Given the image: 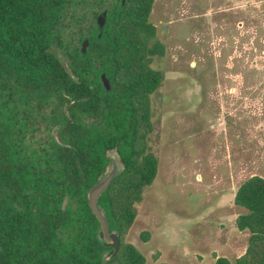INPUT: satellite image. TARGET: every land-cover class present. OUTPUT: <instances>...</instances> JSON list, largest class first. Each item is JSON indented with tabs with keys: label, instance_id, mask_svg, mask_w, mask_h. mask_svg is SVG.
Returning a JSON list of instances; mask_svg holds the SVG:
<instances>
[{
	"label": "trees",
	"instance_id": "obj_1",
	"mask_svg": "<svg viewBox=\"0 0 264 264\" xmlns=\"http://www.w3.org/2000/svg\"><path fill=\"white\" fill-rule=\"evenodd\" d=\"M153 4L93 0L85 12L87 2L76 0H0V264H102L112 249L96 237L87 192L112 148L124 169L98 199L120 239L106 264H146L124 237L158 168L148 146L150 96L163 74L151 63L166 48L149 21ZM52 46L66 55L77 81ZM233 203L245 210L235 224L248 232L247 246L234 261L213 253V264H264V178L243 181ZM139 238L147 242L150 233Z\"/></svg>",
	"mask_w": 264,
	"mask_h": 264
},
{
	"label": "rangeland",
	"instance_id": "obj_2",
	"mask_svg": "<svg viewBox=\"0 0 264 264\" xmlns=\"http://www.w3.org/2000/svg\"><path fill=\"white\" fill-rule=\"evenodd\" d=\"M76 1L86 12L93 0ZM149 21L166 48L151 63L163 74L150 96L158 168L124 241L146 264L234 261L249 237L236 189L264 178V0H154Z\"/></svg>",
	"mask_w": 264,
	"mask_h": 264
},
{
	"label": "water",
	"instance_id": "obj_3",
	"mask_svg": "<svg viewBox=\"0 0 264 264\" xmlns=\"http://www.w3.org/2000/svg\"><path fill=\"white\" fill-rule=\"evenodd\" d=\"M124 2L125 0H121L122 5L124 4ZM105 21H106V12L103 11L97 17L99 36L102 33ZM57 43L58 42L56 41V44ZM87 46H88V40L85 39L81 44L82 55H85ZM49 51L56 56V58L59 60L65 71L73 78V80L77 81V78L72 74V72L68 67L66 55L61 50H59L54 46L50 47ZM100 80L104 89L107 92H109L111 90L110 81L106 78L104 74L100 76ZM57 132H58V127H56L53 130V137L57 142H59ZM105 155L108 160V164L105 168V171L98 177L96 183L87 192V202L89 208L99 224L96 230V237L103 246L110 247L112 249V252L108 250L102 254V264H106L109 260H111L115 256L119 248L120 239L116 231L109 230V223L107 220L106 213L98 205V199L102 195V193L107 189L111 181L124 169V165L116 148L107 150ZM110 264H119V263L113 260L110 262Z\"/></svg>",
	"mask_w": 264,
	"mask_h": 264
},
{
	"label": "crops",
	"instance_id": "obj_4",
	"mask_svg": "<svg viewBox=\"0 0 264 264\" xmlns=\"http://www.w3.org/2000/svg\"><path fill=\"white\" fill-rule=\"evenodd\" d=\"M244 181H245V180H244ZM242 182H243V181H242ZM242 182H241V183H242ZM241 183L238 184V187H239V185H240ZM238 187H237V188H238ZM236 190H237V189H236ZM236 218H237V217H236ZM243 252H244V251H243ZM242 254H243V253L239 254V256L242 255ZM217 256H218V255H217ZM239 256H238V257H239ZM238 257H236V258H238ZM236 258H234V260H235Z\"/></svg>",
	"mask_w": 264,
	"mask_h": 264
}]
</instances>
